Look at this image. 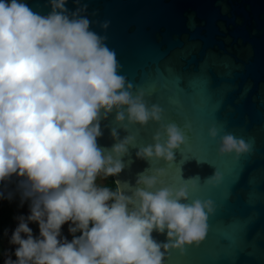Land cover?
<instances>
[{
    "label": "clouds",
    "instance_id": "9594fccd",
    "mask_svg": "<svg viewBox=\"0 0 264 264\" xmlns=\"http://www.w3.org/2000/svg\"><path fill=\"white\" fill-rule=\"evenodd\" d=\"M48 2L51 11L41 15L20 0H0V199L19 195L20 205L28 204L8 239L15 259L6 256L4 264H164L170 250L183 254L185 245L205 239L213 201L187 202L188 186H166L163 168L139 174L131 195L119 182L115 190L98 182L124 169L121 157L135 139H120L112 128L116 143L101 148V120L115 112L128 129L160 122L163 110L147 106L144 92L133 94L118 74L115 51L82 15L87 4L73 0L78 6L70 11L67 0ZM220 132L209 129L213 139L220 136V154L249 151L242 138ZM184 139L175 123H161L154 143L136 156L170 163ZM220 179L215 171L205 182ZM154 231L166 233V242Z\"/></svg>",
    "mask_w": 264,
    "mask_h": 264
},
{
    "label": "water",
    "instance_id": "95a60500",
    "mask_svg": "<svg viewBox=\"0 0 264 264\" xmlns=\"http://www.w3.org/2000/svg\"><path fill=\"white\" fill-rule=\"evenodd\" d=\"M47 15L48 0H20ZM87 4L91 29L105 36L124 75L147 106L162 108L160 122H115V112L101 120L98 146L111 149L119 138L135 137L121 157L124 169L112 177L126 194L138 175L163 168L166 186H188V201L212 200L206 237L184 252L170 250L164 264H264V0H80ZM67 8L78 5L67 0ZM108 21V27L101 24ZM175 123L184 143L167 162L136 156L154 143L160 124ZM250 144L238 157L220 154L212 126ZM166 137H162L161 143ZM215 171L219 182L207 183ZM119 182V183H118ZM157 187H160L157 184ZM131 207V206H129ZM158 242L165 234L152 233Z\"/></svg>",
    "mask_w": 264,
    "mask_h": 264
},
{
    "label": "rangeland",
    "instance_id": "374dc122",
    "mask_svg": "<svg viewBox=\"0 0 264 264\" xmlns=\"http://www.w3.org/2000/svg\"><path fill=\"white\" fill-rule=\"evenodd\" d=\"M100 183H104V180L98 181ZM28 213V204L27 202L24 203L23 206L20 205V199L19 195H16L13 199H0V216H5L7 218V228L12 233V230L16 227L17 221L15 219L16 216L20 214H27ZM31 228H33L34 233H38L37 225L32 223L29 225ZM62 233L64 236H66L68 239L72 238V235L68 232V224H65L62 228ZM11 236V234H10ZM9 239V238H8ZM6 245H10L8 242H5ZM5 245V249L6 246ZM12 247V251L14 250V246L10 245ZM10 250V252H12Z\"/></svg>",
    "mask_w": 264,
    "mask_h": 264
},
{
    "label": "trees",
    "instance_id": "16d2710c",
    "mask_svg": "<svg viewBox=\"0 0 264 264\" xmlns=\"http://www.w3.org/2000/svg\"><path fill=\"white\" fill-rule=\"evenodd\" d=\"M103 184H106L108 187L110 188H113L114 190L116 189L115 187V184L112 180V177H108L107 179L104 180V183ZM7 218L5 216H0V232H1V235H0V252L4 251V246L2 243V240H3V232L4 230L7 228Z\"/></svg>",
    "mask_w": 264,
    "mask_h": 264
},
{
    "label": "built area",
    "instance_id": "2783aa9c",
    "mask_svg": "<svg viewBox=\"0 0 264 264\" xmlns=\"http://www.w3.org/2000/svg\"><path fill=\"white\" fill-rule=\"evenodd\" d=\"M6 229H7V234H5V230H4V232H3V240H2V243H1V244H3L4 248H5V245H6L5 244V242H6L5 240H7L10 237V234H11L10 230L8 228H6ZM0 235H1V232H0ZM6 256H11L12 259H15V256L12 255V252H8L6 249H4V251L0 252V264H4V260H5Z\"/></svg>",
    "mask_w": 264,
    "mask_h": 264
},
{
    "label": "crops",
    "instance_id": "0c3cea01",
    "mask_svg": "<svg viewBox=\"0 0 264 264\" xmlns=\"http://www.w3.org/2000/svg\"><path fill=\"white\" fill-rule=\"evenodd\" d=\"M6 242H8V239L7 240H5ZM7 247H6V250L8 251V252H10V250L12 251V247L10 246V245H6ZM13 252V251H12Z\"/></svg>",
    "mask_w": 264,
    "mask_h": 264
}]
</instances>
